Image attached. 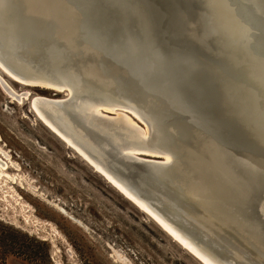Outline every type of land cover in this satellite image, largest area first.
I'll use <instances>...</instances> for the list:
<instances>
[{"label":"bare ground","instance_id":"obj_1","mask_svg":"<svg viewBox=\"0 0 264 264\" xmlns=\"http://www.w3.org/2000/svg\"><path fill=\"white\" fill-rule=\"evenodd\" d=\"M94 1L118 9L123 28L119 41L126 46L128 55L146 58L148 62H126L122 67L112 58H105L106 53L99 57L98 50H107V41L104 29L98 36L94 33L90 37L88 26L93 14L90 15L89 7ZM200 2L218 73L204 67L217 87L224 82L226 91L221 95L225 118L247 123V130L252 128L261 142L264 138V5L261 0ZM139 3L152 15L151 22ZM155 5L157 0H0V65H3L0 68L21 83L55 92L65 88L64 98L52 100L53 103L35 98L33 109L41 122L200 262L264 264L255 254L210 226L179 222L156 202L142 198L119 180L120 177L136 182L141 179V171L169 173L168 184L180 193L203 197L206 208L209 201L213 209L216 203L215 197L207 200L203 187L193 180L194 165L188 160L191 151L200 145L209 146L212 138L187 121L186 116H172L176 110L183 109V102H191L192 86L189 88L187 72L192 73L190 68L194 70L197 64L184 62L186 52H177V42L172 40L174 26L167 14L160 11L161 7ZM106 13L100 12L94 21L106 26L110 23ZM130 19L135 32L126 27ZM150 25L164 43L163 51ZM165 51L172 58L174 55L170 74L163 72ZM202 79L208 83L205 76ZM196 89L199 92L200 85ZM18 94L20 101L28 97L29 91ZM191 104L201 107L198 100ZM132 116L142 122V127ZM169 118L173 120L167 122ZM204 119L218 122L219 117L211 120L206 115ZM7 165V161L0 160V178H14ZM201 177L214 188L204 171ZM219 214L226 215L222 211Z\"/></svg>","mask_w":264,"mask_h":264},{"label":"rangeland","instance_id":"obj_2","mask_svg":"<svg viewBox=\"0 0 264 264\" xmlns=\"http://www.w3.org/2000/svg\"><path fill=\"white\" fill-rule=\"evenodd\" d=\"M156 6L174 26L172 40L177 52H186L184 62L197 64L187 78L200 85L201 109L211 120L219 117L211 122L221 140L206 145L214 159L207 177L217 209L226 215L206 208L203 197L169 185V173L141 171L136 182L119 180L161 208L165 201L163 209L179 222L210 226L264 261V154L253 152L239 123L225 118L218 87L205 69L214 70L218 62L211 56L202 4L157 0ZM34 86L0 68V160L14 174L0 178V264H203L41 122L33 109L35 98L52 102L64 98L66 89ZM22 91L29 95L20 102Z\"/></svg>","mask_w":264,"mask_h":264},{"label":"water","instance_id":"obj_3","mask_svg":"<svg viewBox=\"0 0 264 264\" xmlns=\"http://www.w3.org/2000/svg\"><path fill=\"white\" fill-rule=\"evenodd\" d=\"M261 4L264 5V0H261ZM139 5L142 6L141 3H139ZM142 8H143L144 14L148 18L149 22H151V17H150L149 11H147L143 6H142ZM105 11L107 12L106 14L108 15L107 16L108 20H110V23L107 22L106 26L104 23L102 24L99 21H94V18L100 12H105ZM89 12H90V15L93 14V15H91L90 23L88 26V29L90 31L89 33L91 34V32H92L91 35L89 34L90 37L94 33H98L96 35V36H98L99 32L104 29L103 34L105 36V40L107 41L106 42L107 50L109 49V51L102 50V49L98 50V52H99L98 54L100 55L99 57H101L102 55H104L106 53L105 57H108V58L110 57V58H112V60H114V62H119L122 67L125 66L126 62H148L146 58L132 57V56L128 55V51H127L126 46L121 41H119L120 40L119 38L121 37L119 35L122 32L123 28L120 24V19H119L121 17V14L117 8H114L111 5H107V4H106V6H103V4L99 3V1H96V2L94 1L92 3V5L89 7ZM150 26H151L150 28H151L153 34L156 36L155 40H156L157 44L161 47V49L163 51V49H165L164 43H161L159 41L157 34H155V32H154L153 25H150ZM126 27L132 32L136 31L133 20H131V19L126 24ZM99 28H102V29H99ZM170 56H171V54H169L168 51L164 52L163 62H165V66L163 68V72H165V74H167V73L170 74V72L172 71V68H173L171 66L174 63L173 62L174 55H173V58ZM170 62H172L171 65H170ZM139 66H141V65H139ZM141 68H143V66ZM128 70L131 71V69H129V68H128ZM190 70H191V68H190ZM212 72L214 73L213 68H212ZM216 72L218 73L217 70H216ZM187 82H188L189 88H191V86H192V93L189 92L190 96H191V102L190 103H184L183 102L182 103L183 109L182 110H176L177 113L175 115H172V116L182 117V118L184 116H186V117L188 116L187 121H191L194 126H196L198 129H201L203 132H205L207 134V136H210L212 138V142H220L221 138L219 137V132L216 129V127L214 126V124H212L211 121L204 119L206 114L201 109V107L197 108V106H195L196 103L191 104L193 102V100L194 101L198 100V92H197L196 84L194 81H190L188 79ZM223 83L221 86L218 87L219 98H221L222 100L224 98L221 94L225 93V91H226V88L224 87ZM219 85H220V82H219ZM222 86H223V88H222ZM220 87H221V91H220ZM191 94L193 95V99H192ZM194 119H195V121H194ZM239 120L240 119H237V122L241 126L245 135H247L249 138V141L247 144L254 151H257L259 153L264 154V145H263L264 144V138L260 142L258 139L259 136L254 132V130L252 128H249V130H247L248 129L247 123L243 125V123ZM260 145L263 147H261ZM200 146H201L200 148H197L196 150L191 151V153L188 155V160H190V162L193 163V165H194L193 170H192V172L194 174V176H193L194 179L193 178L192 179L196 180L198 185L203 187L202 193H203V195L207 196V200L211 197L214 199L213 192L210 193V190H213V188H211L210 185H207L205 183L206 179H204L201 176H198V174H197V173L200 174V171H204V173L207 176V172H209V170L212 168V165H213V157H212L211 153L208 151V149L206 148L205 145H200ZM147 178H148L149 182L154 181V178L151 176L150 177L148 176ZM213 203H215V202H213ZM159 205H160V203H159ZM164 205L166 206V203H165V201H162L161 206L163 208H164ZM211 205H212V202L209 201L208 207L210 208V210H212L214 213H218L217 215H220L219 211L217 209L216 203L214 204L215 210L213 209V207Z\"/></svg>","mask_w":264,"mask_h":264},{"label":"snow or ice","instance_id":"obj_4","mask_svg":"<svg viewBox=\"0 0 264 264\" xmlns=\"http://www.w3.org/2000/svg\"><path fill=\"white\" fill-rule=\"evenodd\" d=\"M0 67H3V65H0ZM9 75H11V73H9ZM119 187V185H117ZM123 191V189H121ZM127 194V193H126ZM142 206V205H141ZM173 235H176V233H173ZM176 238L178 240H181V243H185L178 235L176 236ZM185 246L187 247L188 245L185 244ZM205 264H207V261H205Z\"/></svg>","mask_w":264,"mask_h":264}]
</instances>
